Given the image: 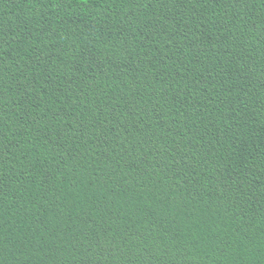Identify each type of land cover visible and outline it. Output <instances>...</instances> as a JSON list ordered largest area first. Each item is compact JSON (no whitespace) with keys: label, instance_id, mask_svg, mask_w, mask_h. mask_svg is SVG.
Instances as JSON below:
<instances>
[{"label":"trees","instance_id":"1","mask_svg":"<svg viewBox=\"0 0 264 264\" xmlns=\"http://www.w3.org/2000/svg\"><path fill=\"white\" fill-rule=\"evenodd\" d=\"M0 264H264V0H0Z\"/></svg>","mask_w":264,"mask_h":264},{"label":"snow or ice","instance_id":"2","mask_svg":"<svg viewBox=\"0 0 264 264\" xmlns=\"http://www.w3.org/2000/svg\"><path fill=\"white\" fill-rule=\"evenodd\" d=\"M82 2H85V3H86V2H87V0H82Z\"/></svg>","mask_w":264,"mask_h":264}]
</instances>
